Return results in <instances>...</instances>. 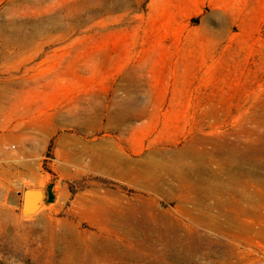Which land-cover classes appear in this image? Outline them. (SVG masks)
<instances>
[{
    "label": "rangeland",
    "instance_id": "rangeland-1",
    "mask_svg": "<svg viewBox=\"0 0 264 264\" xmlns=\"http://www.w3.org/2000/svg\"><path fill=\"white\" fill-rule=\"evenodd\" d=\"M4 151L0 264H264V0H0Z\"/></svg>",
    "mask_w": 264,
    "mask_h": 264
},
{
    "label": "crops",
    "instance_id": "crops-1",
    "mask_svg": "<svg viewBox=\"0 0 264 264\" xmlns=\"http://www.w3.org/2000/svg\"><path fill=\"white\" fill-rule=\"evenodd\" d=\"M3 156H8V152H2L0 157ZM3 162H0V202L17 208L21 214L23 191L18 183L30 178L35 172L34 168H32V163L27 160L11 163L4 157Z\"/></svg>",
    "mask_w": 264,
    "mask_h": 264
},
{
    "label": "water",
    "instance_id": "water-1",
    "mask_svg": "<svg viewBox=\"0 0 264 264\" xmlns=\"http://www.w3.org/2000/svg\"><path fill=\"white\" fill-rule=\"evenodd\" d=\"M22 194L23 202L21 215H32V211H38L39 214L45 208L49 207L54 199L49 188L43 183H35L25 186Z\"/></svg>",
    "mask_w": 264,
    "mask_h": 264
},
{
    "label": "bare ground",
    "instance_id": "bare-ground-1",
    "mask_svg": "<svg viewBox=\"0 0 264 264\" xmlns=\"http://www.w3.org/2000/svg\"><path fill=\"white\" fill-rule=\"evenodd\" d=\"M222 11V9H216V12L214 13V15L215 16H217V17H220V12ZM212 16H213V14H212ZM241 16V15H240ZM211 19V18H210ZM209 19V20H210ZM208 32H210L209 30H208ZM26 207H28V206H26Z\"/></svg>",
    "mask_w": 264,
    "mask_h": 264
}]
</instances>
